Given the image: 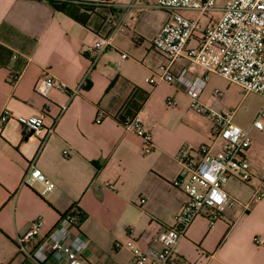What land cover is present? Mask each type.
<instances>
[{
  "label": "crops",
  "instance_id": "1",
  "mask_svg": "<svg viewBox=\"0 0 264 264\" xmlns=\"http://www.w3.org/2000/svg\"><path fill=\"white\" fill-rule=\"evenodd\" d=\"M53 1L66 4L67 14ZM104 1L108 5L0 0V112L40 116L45 128L54 127L39 147L14 120L0 124V264H35L17 252L15 237L40 216L35 240L41 239L67 211H78L77 231L91 244L80 264H131L130 252L113 249V243L130 240L139 250H159L156 235L172 225L186 202L171 186L181 174L173 157L183 144H208L211 124L189 108L180 89L144 82L164 63L152 39L169 12L157 8L159 0ZM105 36L111 38L109 48L91 61L93 41ZM183 65L175 61L171 73ZM45 76L64 84L65 91L37 94L35 83ZM76 87L79 92L72 95ZM166 99L174 106H166ZM198 100L214 110H232L233 123L249 130L247 178L232 176L221 185L229 198L248 207H222L211 226L208 210H202L177 242L170 263L264 264V196L251 201L264 194V99L209 74ZM258 115L260 130L250 127ZM135 116L152 132L147 154L122 126ZM30 165L53 184L49 191L37 182L23 183Z\"/></svg>",
  "mask_w": 264,
  "mask_h": 264
},
{
  "label": "built area",
  "instance_id": "2",
  "mask_svg": "<svg viewBox=\"0 0 264 264\" xmlns=\"http://www.w3.org/2000/svg\"><path fill=\"white\" fill-rule=\"evenodd\" d=\"M102 3L108 5L107 1L99 0V4ZM157 8L169 12L152 39V47L163 55L164 63L154 69L152 77L144 78V82H163L180 89L188 98L189 108L210 122L211 134L208 144L195 148L183 144L174 154L181 174L171 186L180 189L186 202L173 216L172 225L156 235L161 248L156 250L148 246L139 250L130 240L113 243V249L124 248L130 252L131 264H171L177 242L202 210H208L211 226L222 207L235 204L243 209L248 207L229 198L221 185L232 176L247 178L249 163L244 154L250 144L249 130L233 123L232 110H214L199 102L207 76L215 74L239 87L242 94L253 93L264 99V0H159ZM190 40L194 41V46H188ZM110 41V36L95 38L89 59L95 60L108 49ZM119 58L125 59L126 55L120 54ZM177 60H182L184 65L171 73V66ZM51 89L65 91L66 88L50 76L39 79L34 86L35 92L43 97ZM78 92L79 87L71 90L72 95ZM212 96L218 97V92L213 91ZM165 105L170 107L174 103L166 99ZM8 120H14L31 138L38 140L39 147L54 132V127H44L40 116L13 117L2 109L0 124ZM122 126L139 138L143 154L151 152L152 132L142 128L137 116L125 120ZM250 127L261 129L259 115ZM62 155H67V151ZM33 182L39 183L43 191L53 187L30 165L23 183L30 186ZM105 186L112 189L109 183ZM263 196V193L255 194L251 201ZM76 224L77 216L73 212L63 214L41 239L35 240L43 225L42 218L37 216L23 234L15 237L16 250L35 264H45L49 260L80 264L91 244L79 234ZM255 243L259 242L255 240Z\"/></svg>",
  "mask_w": 264,
  "mask_h": 264
},
{
  "label": "trees",
  "instance_id": "3",
  "mask_svg": "<svg viewBox=\"0 0 264 264\" xmlns=\"http://www.w3.org/2000/svg\"><path fill=\"white\" fill-rule=\"evenodd\" d=\"M51 4H52V6H53L57 11L62 12V13H64V14H67V11H66V9H67V5H66V4L56 3L55 1L51 2ZM75 19H76V18H75ZM76 20H77V19H76ZM73 209H74V207H73ZM69 212H70V211H67V212L64 213V214H67V213H69ZM74 214H75L77 217H80V218H81L80 214H78V211H75Z\"/></svg>",
  "mask_w": 264,
  "mask_h": 264
},
{
  "label": "rangeland",
  "instance_id": "4",
  "mask_svg": "<svg viewBox=\"0 0 264 264\" xmlns=\"http://www.w3.org/2000/svg\"><path fill=\"white\" fill-rule=\"evenodd\" d=\"M188 44L190 45V46H194V41L193 40H190L189 42H188ZM225 185L227 186V185H231V182L228 180L226 183H225Z\"/></svg>",
  "mask_w": 264,
  "mask_h": 264
},
{
  "label": "snow or ice",
  "instance_id": "5",
  "mask_svg": "<svg viewBox=\"0 0 264 264\" xmlns=\"http://www.w3.org/2000/svg\"><path fill=\"white\" fill-rule=\"evenodd\" d=\"M209 179H211V177H209Z\"/></svg>",
  "mask_w": 264,
  "mask_h": 264
}]
</instances>
